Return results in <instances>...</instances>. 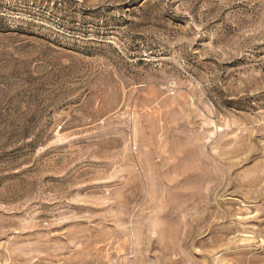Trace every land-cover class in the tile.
Returning <instances> with one entry per match:
<instances>
[{"label": "rangeland", "instance_id": "374dc122", "mask_svg": "<svg viewBox=\"0 0 264 264\" xmlns=\"http://www.w3.org/2000/svg\"><path fill=\"white\" fill-rule=\"evenodd\" d=\"M0 264H264V0H0Z\"/></svg>", "mask_w": 264, "mask_h": 264}]
</instances>
